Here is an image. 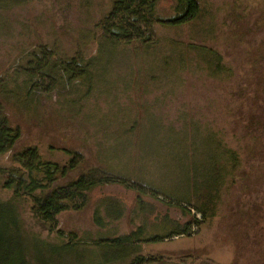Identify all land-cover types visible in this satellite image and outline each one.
<instances>
[{"label":"rangeland","instance_id":"obj_1","mask_svg":"<svg viewBox=\"0 0 264 264\" xmlns=\"http://www.w3.org/2000/svg\"><path fill=\"white\" fill-rule=\"evenodd\" d=\"M112 1L30 0L2 13L8 23L0 32V78L6 82L0 84V103L22 132L14 151L37 146L44 159L60 164L71 159L66 149L81 152L84 161L59 183L102 165L145 183L164 179L182 185L185 168L177 153L194 151L185 146L190 137L198 155L188 166L197 163L199 173L212 172L193 189L195 206L205 212L193 207L190 216L184 214L182 203L157 197L149 188L143 210L132 182L129 187L116 182L93 189L81 208L60 213L62 236L43 230L32 201L24 198L20 214L27 241L37 237L48 244L35 247L32 240L33 264H94L121 253L95 245L102 237L141 225L147 236L164 234L189 220L194 222L190 235L142 243L144 254L162 260L150 264H264V107L240 91L242 80L250 78L248 87L264 92V0H186L185 21L157 23L158 42L149 50L140 43L113 47L101 39L99 48L97 24ZM176 6V0H160L157 13L168 20L177 14ZM37 43L55 47L64 58L88 59L96 47L100 51L84 80L32 100L18 86L24 77L16 72L22 56L27 59L25 50ZM254 110L261 113L256 117L260 128L252 129ZM144 151L162 152L156 163L160 172ZM11 157L12 152L1 156L0 164L9 165ZM12 194L0 181V197ZM115 202L124 207L118 218L107 213L115 211ZM96 209L105 227L96 223ZM74 237L76 249L54 247Z\"/></svg>","mask_w":264,"mask_h":264},{"label":"trees","instance_id":"obj_2","mask_svg":"<svg viewBox=\"0 0 264 264\" xmlns=\"http://www.w3.org/2000/svg\"><path fill=\"white\" fill-rule=\"evenodd\" d=\"M28 1L30 0H0V32H3L7 28L6 25L8 23L5 15L2 13L12 10V8L24 6ZM159 1L113 0L111 8L97 24L100 34H97L98 40H96V43L100 39L113 47L140 43L145 49H151L158 42L155 29L157 23L180 25L187 17V9H185L186 0H176L177 14L168 20L160 18L157 13ZM101 43L99 42V48L101 47ZM99 51L96 47V53ZM23 54L26 55L27 59L25 58V60L23 55V60L17 69L16 74L18 76L23 75L24 77L18 86L25 89V97H30L32 100L37 99L41 93L51 94L57 92L59 94L66 90L68 91L70 84L79 79L84 80L93 72L94 61L97 59L95 54L88 59L80 54L64 58L58 55V50L55 47L42 43L29 47ZM213 62L211 59L209 65L212 66ZM216 67V73H218L219 64ZM0 81V84L3 85L2 87H5V78L1 77ZM249 81L246 79L242 80L243 89L240 88V91L242 94H251V97L256 101L257 107H264V92H258L255 87L250 89L249 87L252 86L249 85ZM4 89L2 90L1 88V94L7 100L3 92ZM258 100L260 103H258ZM260 114L255 110L249 114L252 116L249 127L252 129L254 126L260 128L256 119V117H260ZM261 115L262 117L264 116V114ZM136 122L138 123L139 121ZM137 123L134 126L140 130L143 125ZM160 125V129L162 127L165 128L161 121ZM21 135L20 127L14 126L11 123L8 113L0 103V157L8 152H12L11 163L7 166L0 164V181H2V186L5 189L12 190L13 192L12 197L9 199L0 197V264H33L32 240L35 242V247H38V242L48 247V244L39 241L37 237L27 241L28 238L24 234L23 229L24 220L20 214V201L24 198L32 201L31 211L41 228L49 232H58L62 236L64 234L59 230L58 215L69 209L81 208L88 201L89 193L93 189L116 182H120L127 187L132 182V188L136 189L139 198L137 201L138 205L143 210L146 209V204L142 198L144 193H146L145 189L149 188L153 191V195H157V197L162 195L170 198L172 201L182 203L181 208L184 214L190 216L193 207L202 213L205 212L201 207L195 206L193 189L194 187L196 188V185L200 186V183H198L200 179L204 182L212 172L199 173L195 161L193 162L194 164L196 163L195 167L188 166V164L190 165V161L196 159L198 155V147L197 151H195V143L190 137L185 139V146L189 148L191 145L194 151L192 153H185V149L183 150L180 147L179 149H182L183 153L181 150L177 153L178 159L184 162L185 168L183 176H180L184 179L183 184L177 185L173 184L172 181L166 184L164 183V179L161 181L155 179L157 182L145 183V180L142 178H127L102 165L89 167L75 179L59 183L61 178L67 177L69 172L80 166L82 161H84L83 154L72 149H66L71 159L65 164H60L44 159L37 146H28L14 151ZM144 152L148 154L147 156L150 159L153 160L155 158V165H152L155 167V171L161 170L156 163L161 160L162 156L164 157L162 152ZM165 157L171 158V155L166 153ZM217 157L218 155H216V159ZM197 161H199V158H197ZM217 161L215 160V162ZM216 168L219 169L220 167L217 166ZM216 168L215 175L218 178L220 175ZM168 186L171 188L169 189ZM80 199H82V202L78 203ZM115 205V211L106 212L109 216L118 218L124 213V207L120 202H115ZM100 214H102L100 213V209H96L95 221L102 227H105L106 222ZM193 223V221L189 220L183 226L178 225L164 234L159 233L147 236L144 229L145 226L141 225L138 229L126 234L102 237L96 240L94 244H103L102 248L114 249L116 253L118 251L121 253L115 256L110 255L103 261L99 260L94 264H150L162 261L160 257L144 254L142 243L161 242L166 238L177 235H190ZM78 242L79 239L75 238L62 244H57L54 247L61 246L68 249H76ZM76 251L79 250L77 249Z\"/></svg>","mask_w":264,"mask_h":264}]
</instances>
